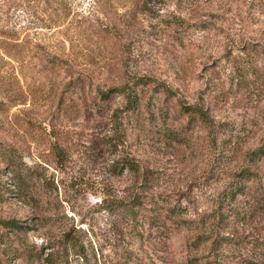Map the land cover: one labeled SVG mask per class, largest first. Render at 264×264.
<instances>
[{
	"label": "rangeland",
	"instance_id": "obj_1",
	"mask_svg": "<svg viewBox=\"0 0 264 264\" xmlns=\"http://www.w3.org/2000/svg\"><path fill=\"white\" fill-rule=\"evenodd\" d=\"M0 30V264H264V0H0Z\"/></svg>",
	"mask_w": 264,
	"mask_h": 264
},
{
	"label": "trees",
	"instance_id": "obj_2",
	"mask_svg": "<svg viewBox=\"0 0 264 264\" xmlns=\"http://www.w3.org/2000/svg\"><path fill=\"white\" fill-rule=\"evenodd\" d=\"M7 34L8 32L0 30V35L7 37L6 36ZM151 83H154V80H149L146 77L135 78L130 88L126 86H119L116 88H112L104 92H101L100 98L102 100L107 101L110 98L111 93L123 94L125 96L124 111L126 113L127 112L132 113L134 112L139 102V98H140L141 93L143 92V88L147 87ZM160 89H162V91L166 93L168 92V89L165 86H160ZM181 113L188 119V123H191V122L196 123L198 121H204L206 119L205 113L200 108H197L194 105L193 106L182 105ZM115 114H116L115 111L112 112V116L115 117ZM251 155L254 156L255 158L256 156L258 157L259 155H264V146H262L261 148H257V150L254 152H251ZM129 166L133 171H135L136 167H134L133 162H130ZM251 174L252 173L250 172V170L244 169L243 171H241L240 177L248 178L250 177ZM135 206H136V200H132L130 202V206H128V204L124 206V210L126 212L132 213V215L135 216L137 212Z\"/></svg>",
	"mask_w": 264,
	"mask_h": 264
}]
</instances>
